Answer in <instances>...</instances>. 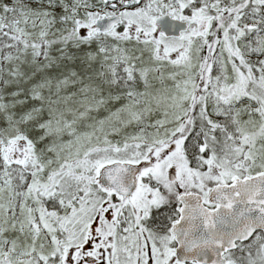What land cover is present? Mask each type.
I'll return each instance as SVG.
<instances>
[{
  "label": "snow or ice",
  "instance_id": "6c2138e0",
  "mask_svg": "<svg viewBox=\"0 0 264 264\" xmlns=\"http://www.w3.org/2000/svg\"><path fill=\"white\" fill-rule=\"evenodd\" d=\"M0 264H264V0H0Z\"/></svg>",
  "mask_w": 264,
  "mask_h": 264
}]
</instances>
